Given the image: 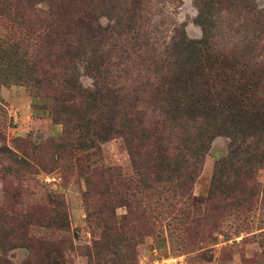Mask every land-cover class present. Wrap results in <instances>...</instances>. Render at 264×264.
I'll return each mask as SVG.
<instances>
[{
    "label": "rangeland",
    "instance_id": "rangeland-1",
    "mask_svg": "<svg viewBox=\"0 0 264 264\" xmlns=\"http://www.w3.org/2000/svg\"><path fill=\"white\" fill-rule=\"evenodd\" d=\"M215 1L216 46L226 50L228 61L253 66L264 94V0ZM150 3L151 23L162 30V39L168 40L174 23L184 24L188 38H201L198 0ZM46 7L43 0H0V264L34 263L37 252L43 260L51 252L62 264H118L130 247L94 248L106 220L98 211L110 195L100 184L87 185V171L112 167L122 182L135 174L121 137L68 150L76 147L78 131L54 118V98L38 83L46 59L42 42L48 24L41 12ZM77 70L80 84L92 89L83 61ZM58 142L67 148L63 154L54 153ZM228 145L224 135L211 140L189 195L175 190L144 198L141 204L152 214L144 230L134 210L115 205L108 240L129 239L135 264H264V167H255L240 205L210 191L216 162Z\"/></svg>",
    "mask_w": 264,
    "mask_h": 264
},
{
    "label": "trees",
    "instance_id": "trees-1",
    "mask_svg": "<svg viewBox=\"0 0 264 264\" xmlns=\"http://www.w3.org/2000/svg\"><path fill=\"white\" fill-rule=\"evenodd\" d=\"M43 1L48 28L38 83L54 98V118L66 130L78 131L76 147L68 150H87L121 137L135 174L122 182L112 167L87 171V185L100 184L110 195L98 211L106 220L94 248L130 247L118 264H135L129 239L108 240L115 224L113 207L134 210L136 225L144 230L152 217L141 204L144 198L175 190L189 195L217 135L227 136L229 145L227 155L216 162L210 191L242 204L255 167H264V94H259L253 66L228 61L226 50L216 46L211 14L216 1L198 0L195 21L201 38H188L184 24L174 23L168 40L151 23L152 0ZM101 16L110 21L100 24ZM78 61L93 78L92 89L80 84ZM55 147L57 154L67 150L62 142ZM116 187L119 191L113 192ZM50 253L43 260L37 252L34 263H23L62 264Z\"/></svg>",
    "mask_w": 264,
    "mask_h": 264
}]
</instances>
